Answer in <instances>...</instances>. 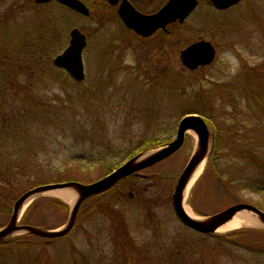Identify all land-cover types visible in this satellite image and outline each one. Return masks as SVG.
<instances>
[{"label":"rangeland","instance_id":"obj_1","mask_svg":"<svg viewBox=\"0 0 264 264\" xmlns=\"http://www.w3.org/2000/svg\"><path fill=\"white\" fill-rule=\"evenodd\" d=\"M21 2L22 0H0V49L3 48L8 56H11L12 52L8 45L13 39L20 37L17 34L22 28L21 17L34 14L37 22H41L51 17L58 18L62 8L57 4L43 7L33 5L31 8ZM61 12L65 13L64 10ZM95 18L96 15L92 19L74 15L69 17L72 26L68 33L72 28L79 27L88 35L86 78L82 83H76L68 73L55 72L42 63L34 64L33 57H29L32 62L23 60V65L16 61L19 67L18 80L22 86H18V90L13 94H0V110L9 116L25 108L22 99L27 96L32 98L27 101L30 105L34 100H54L62 104V116H59L62 118L52 117V120L70 123L71 126L55 129L54 136L46 134V147L41 148L40 160L49 163L43 169L48 175L45 178L49 180L53 179L55 172L62 171L67 176L75 175L84 183L95 181L123 166L130 160L131 154L140 152V148L148 139L159 137L157 142H151L157 144L156 146L162 144L159 141L163 138L168 142L172 141L176 136V128H173L178 127L184 113L196 108V104L201 101H209L218 91L224 93L225 83H230L232 79L235 82L241 63L240 54L251 65L264 60V0H243L238 6L221 13H215L210 5L204 3L187 21L185 27L173 26L170 29L171 34L164 38L143 41L134 36L128 42L126 55L121 61V73L118 71L116 74H107L106 67H103L105 62L114 60L115 57L102 54L103 59H100L93 56L92 52L94 47L98 46L100 38L110 44L112 40L121 39L123 31L119 23L97 25L93 23ZM209 18L223 22L219 33L231 34V48L220 46L214 65L209 68L200 67L192 75L189 72L187 76L188 71L183 70L179 59L180 51L184 46L207 39L208 35L216 38L217 25H209ZM56 23L57 35L61 39L65 29L59 26V22ZM50 34L53 37L54 30H51ZM5 36L9 37L6 42L3 40ZM245 38L247 39L243 41ZM162 39L169 43L167 53L162 50ZM67 45L68 43L65 46L63 44V50ZM114 47L118 48L117 42H114ZM233 47L238 52L231 50ZM22 49L23 45L16 60L23 58ZM168 53H171V57ZM148 63L153 65L156 72L154 75L150 73L142 76L141 67ZM165 71L167 74L164 77L162 75ZM178 72L181 74H177ZM157 73L161 77L155 75ZM214 79L222 84L206 83ZM199 84L209 89L205 100L200 99L198 95L202 91ZM26 88L27 91H24ZM156 109L159 110L156 117L161 111V126L157 124V120H153ZM220 119V125L228 129V132L224 133L223 145L218 144L217 154L223 155L217 160L218 169L229 170L231 174L243 173L242 170L236 172L232 166L237 157L233 156L242 154V150L234 147L237 140L235 132L241 131L242 126L232 123V118L225 114ZM40 132L44 139L43 127ZM196 145V138L189 133L184 145L171 157L133 176V180L120 184L111 195L96 197L94 201L86 203L78 226L61 245H58L61 255L58 261L62 258L61 264H73L72 260L69 261L68 251L77 247L85 253L91 251L92 264H107L109 260V264H264V225L243 226L196 239V233L182 226L176 219L171 199L172 186H175L186 168ZM199 177L202 180H198L196 184L197 192L206 187L209 191L208 199L199 203V209L194 212L188 203L189 193L186 198L187 207L197 216L203 217L214 211H221L237 204L242 198L244 202L252 204L263 202L262 197L248 189L227 188L216 176L215 168L210 167L207 161ZM262 180L264 183V178ZM239 183L244 185L243 181ZM146 189L152 190V194ZM139 191H142V194L139 195ZM211 192L214 193L213 196ZM234 192L240 194H233ZM124 194L127 195L128 207L132 210L130 215H127L128 239L123 231L121 235L118 234L119 229H116L109 215L102 217L95 212L96 208L105 205L106 199L118 200L115 207L123 210L124 203L120 202ZM46 196L57 197L70 207L73 205V202L64 200L56 193L48 192ZM135 197L144 200L152 197L155 208L152 209L143 201L138 205ZM105 211L107 214L111 212L109 209ZM39 215L44 222L51 225L66 217L60 213L57 205L52 208V204H48L47 210H42ZM112 216L114 217V213ZM101 224L104 228L100 227ZM104 229L107 230L99 234ZM117 235L120 240H117ZM81 260L80 264H89L85 263L83 258Z\"/></svg>","mask_w":264,"mask_h":264},{"label":"trees","instance_id":"obj_2","mask_svg":"<svg viewBox=\"0 0 264 264\" xmlns=\"http://www.w3.org/2000/svg\"><path fill=\"white\" fill-rule=\"evenodd\" d=\"M58 20L60 22L59 26L64 28L65 32L68 31L71 24L62 19ZM50 21L51 27L40 35V41L38 39L35 41L23 40L22 52L24 55L22 59L16 60L19 54H14L17 47L21 45V42L18 41L19 39L14 44V51L11 52V56H8L3 48L0 49V94H11V92L13 94L18 90V86H22L18 80L17 71L19 67L16 61L23 65L25 62L23 60H30L29 57H33L34 64L42 63L43 65L45 63L48 64V68L55 72L57 71L53 67V57L61 48V44H57L58 42L56 41L58 39L57 23L52 18ZM221 26V24H217L215 30L219 32ZM51 30H54V38L50 34ZM122 59L120 55L118 62L121 63ZM30 62L32 61L30 60ZM244 63L245 66H243L235 82L231 80L230 83H225L226 89L224 88V93L218 91L209 101L197 103L196 108L192 112H198L207 117L209 124L215 129L216 143L221 145H223L225 139L224 133L228 131V129L220 125V121H222L220 118L223 117V114L232 118V123L241 124V131H237L235 134L237 137L236 141L240 143L242 154L236 157L232 166L235 167L237 172L239 166L244 165L247 170V177L242 178L240 176L244 174V171L238 175L237 173L231 174L229 170L220 171L218 169L219 164L216 161L219 158L216 155V150L212 154L209 166L215 168L216 176L228 188L235 189L240 187L241 189H250L255 193L264 194V183L262 180L264 178V60L259 65L254 66ZM115 64L119 65L118 63ZM103 66L107 67L105 64ZM108 69L112 74H116L119 71L118 67H110ZM105 72L109 73L107 70ZM155 72L151 63L141 67L142 76L150 73L154 75ZM166 74L167 72L165 71L162 76L165 77ZM177 74L181 73L178 72ZM155 75L161 77L159 73ZM147 79H151V77H147ZM215 82L219 85L222 84L217 80L206 83L211 85ZM202 84L199 85L203 92L201 91L198 95L200 99L205 100L204 97L208 95L209 89L206 86H202ZM23 90L27 91V88ZM31 99L27 96L24 101L25 108L14 112L13 116L6 115L0 110V228L9 220L15 200L14 193H18L17 191L21 192L27 187L30 188L31 186L34 187L56 181L76 180L82 182L74 175H68L55 181L42 178L43 169L49 165L48 162L40 160L41 148L47 144L46 134L54 136L55 129H59L62 126L68 127L69 124L52 120V117L55 119L62 118L59 117L62 116V104H58L54 100L51 102L34 100L30 105L27 101ZM214 107H217V109H213ZM42 127L45 134L44 139L40 138L41 133L39 130ZM154 138L148 139L140 150L144 151L157 147V144L151 142H157L159 137ZM167 141L166 138H163L159 143L163 144ZM233 157L235 158V156ZM233 157L232 159H234ZM240 181H243L244 185H241ZM206 191L207 189L204 190V192ZM197 193H195V200H199L198 197L200 198L202 189ZM143 202L149 205L147 199L143 200ZM258 202L260 201H257L255 205L264 208V197L262 203ZM48 204H52V208L57 205V209L64 215L67 213L68 208L62 202L54 198L44 197L36 200L30 206L24 215L23 223L43 228H55L61 225V223H58L49 226L44 222L43 218L39 217V213L42 210H47ZM103 207L96 208L95 212L101 211ZM107 209L114 213V217L111 212L107 216L111 217L114 226L117 230L119 229L118 234L121 235L123 231L124 236L128 239L126 234L127 226L129 225L126 213L114 206ZM119 235H117V240H120ZM53 246L50 240L32 234L8 238L0 241V264H61L62 258L58 261L56 256L57 254L61 257L58 250L56 254L52 253ZM69 255L73 264H80L82 258L85 263L90 262V258L86 253L82 252L79 254V250L76 247L69 250Z\"/></svg>","mask_w":264,"mask_h":264},{"label":"water","instance_id":"obj_3","mask_svg":"<svg viewBox=\"0 0 264 264\" xmlns=\"http://www.w3.org/2000/svg\"><path fill=\"white\" fill-rule=\"evenodd\" d=\"M60 1L75 9L81 10L85 14L88 13V10L76 0ZM193 1L194 0H173L172 5L167 7L157 16L152 17H145L138 14V19L137 17H134L129 11L122 12V15L131 28L138 30L144 35H150L158 27H164L171 20V15H178L181 17L186 16L188 11V4L192 3ZM213 1L219 8H227L237 3L239 0ZM192 8H190L189 10H191ZM142 28L145 30L144 32H142ZM72 35L73 40L71 42V46L65 51L63 55L57 57V59L55 60V64L57 66L66 68L77 80H83L85 75L84 66L82 62V51L86 45V38L78 30H74L72 32ZM213 56L214 50L210 43L206 42L197 43L189 47L185 52H183V58L191 68H195L198 65H202L206 62H209ZM188 129H193L198 133L200 137V146L192 157L187 168L182 173L174 194L175 210L180 219H182L185 223L197 230L203 232H214L218 227L232 219L237 212L247 209L252 210L256 214H258L260 219L264 222V212L248 204L234 205L216 215L207 218L204 221L194 220L186 214L182 205L185 188L192 174L194 173V170L196 169L197 165H199L201 161L205 157H207L209 149V130L205 125V122L200 117L190 116L185 118L181 122L177 139L174 142L170 143L166 148L156 151L155 153L149 154L147 156L141 155L140 157H136L132 159L129 163L124 165L122 168L118 169L113 174L107 176L106 178L96 183H93L91 185H81L77 183L48 185L35 188L25 193L16 202L10 223L5 229L0 231V240L7 238L8 236H11L12 234H15L17 232H31L44 237H58L67 234L72 229L80 205L86 198L109 189L110 187L118 183L120 180L126 178L135 171L151 166L156 162L161 161L173 154L183 144L185 132ZM61 188H74L79 193V199L75 203L72 210L71 218L64 229L60 231H45L31 226L18 225L19 215L26 202L50 190Z\"/></svg>","mask_w":264,"mask_h":264},{"label":"bare ground","instance_id":"obj_4","mask_svg":"<svg viewBox=\"0 0 264 264\" xmlns=\"http://www.w3.org/2000/svg\"><path fill=\"white\" fill-rule=\"evenodd\" d=\"M204 165H205V161H203L197 167L194 174L190 178V181H189L187 188H186V191H185V198L187 197L192 185L195 184V182L197 181L196 179L199 177V175L203 171ZM54 193L58 194L61 198H63L66 201H69V202H73L76 198V193L73 191H64L63 190V191H57ZM185 209L191 216L195 217L194 214L191 212V210L187 207L186 203H185ZM259 225H261V226L263 225V223L259 220V218H257L251 212L243 210V211L238 212L229 222H227L226 224L219 227L218 231L224 232V231H229L232 229H237V228H240L242 226H259Z\"/></svg>","mask_w":264,"mask_h":264},{"label":"flooded vegetation","instance_id":"obj_5","mask_svg":"<svg viewBox=\"0 0 264 264\" xmlns=\"http://www.w3.org/2000/svg\"><path fill=\"white\" fill-rule=\"evenodd\" d=\"M131 6L143 13L146 10H152L151 14L157 13L167 5L169 0H127Z\"/></svg>","mask_w":264,"mask_h":264}]
</instances>
